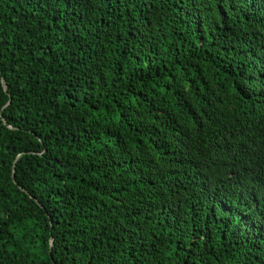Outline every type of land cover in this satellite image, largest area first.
<instances>
[{"label": "trees", "instance_id": "trees-1", "mask_svg": "<svg viewBox=\"0 0 264 264\" xmlns=\"http://www.w3.org/2000/svg\"><path fill=\"white\" fill-rule=\"evenodd\" d=\"M0 264H264V0H0Z\"/></svg>", "mask_w": 264, "mask_h": 264}, {"label": "water", "instance_id": "water-1", "mask_svg": "<svg viewBox=\"0 0 264 264\" xmlns=\"http://www.w3.org/2000/svg\"><path fill=\"white\" fill-rule=\"evenodd\" d=\"M3 84H4V88H5V90H6V92H8V89H7V87H6V84L3 82ZM14 180H15V178H14ZM22 189V188H21Z\"/></svg>", "mask_w": 264, "mask_h": 264}]
</instances>
